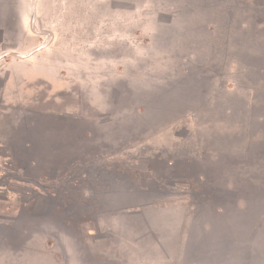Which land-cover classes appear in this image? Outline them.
<instances>
[{
    "label": "rangeland",
    "instance_id": "obj_1",
    "mask_svg": "<svg viewBox=\"0 0 264 264\" xmlns=\"http://www.w3.org/2000/svg\"><path fill=\"white\" fill-rule=\"evenodd\" d=\"M6 60L76 159L0 174V264H264V0H0Z\"/></svg>",
    "mask_w": 264,
    "mask_h": 264
},
{
    "label": "crops",
    "instance_id": "obj_2",
    "mask_svg": "<svg viewBox=\"0 0 264 264\" xmlns=\"http://www.w3.org/2000/svg\"><path fill=\"white\" fill-rule=\"evenodd\" d=\"M12 62L14 61L7 62L6 60L3 68L0 70V120H3L4 122L3 129L0 128V134H6L5 137L0 136V174L5 172L23 173L29 170L38 174H43L48 170V167H51L52 171L59 172L61 169L60 165L75 160L76 156L70 161L67 160V157L62 161L60 160L61 155L59 154L58 146H55L56 148L54 150L49 151L45 146L41 147V141H36L35 139L26 140L22 137H18L15 140L10 138L12 130L19 125H23L27 120V117L32 113L27 107H20V104L23 102L27 103L28 101H25L24 90L20 89L21 84L25 79V71L18 70L12 65ZM16 62L24 64V66H27L28 68H32L27 62ZM35 67H37L36 70L40 73L39 77L42 79L50 80V77L54 76L53 72L45 68L43 63L40 67L36 65ZM40 112L43 113L41 110ZM28 124H30V121ZM44 143L46 144L48 141L44 140ZM55 143H57L56 145H59V142H54V144ZM13 199L16 200V198ZM184 222L185 221L182 219L183 224ZM35 236L36 240L39 239L40 241H43V234H37ZM40 237L42 238L40 239ZM185 240L187 244L188 239L186 238ZM184 247H186V245H184ZM25 248H31L35 252L49 251L50 254H52V264H58V256L55 258L53 255L55 254L54 250L48 245H27ZM184 250L185 248H179L178 255H175V257L167 255V259L170 260L171 257L180 260L183 257L181 254L182 252H185ZM10 252H13V249H10ZM42 260H44V258L40 256L39 258L36 257L35 261ZM8 263L13 262H7V264ZM20 264H27V261H21Z\"/></svg>",
    "mask_w": 264,
    "mask_h": 264
}]
</instances>
